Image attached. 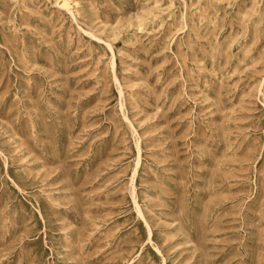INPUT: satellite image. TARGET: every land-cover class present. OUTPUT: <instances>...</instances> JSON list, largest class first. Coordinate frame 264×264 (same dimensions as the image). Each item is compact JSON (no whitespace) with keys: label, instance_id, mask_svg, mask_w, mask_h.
<instances>
[{"label":"rangeland","instance_id":"374dc122","mask_svg":"<svg viewBox=\"0 0 264 264\" xmlns=\"http://www.w3.org/2000/svg\"><path fill=\"white\" fill-rule=\"evenodd\" d=\"M0 264H264V0H0Z\"/></svg>","mask_w":264,"mask_h":264}]
</instances>
